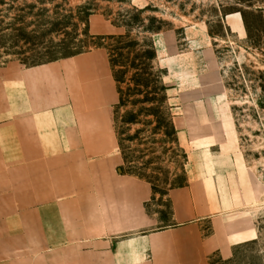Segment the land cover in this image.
Masks as SVG:
<instances>
[{"label": "rangeland", "instance_id": "1", "mask_svg": "<svg viewBox=\"0 0 264 264\" xmlns=\"http://www.w3.org/2000/svg\"><path fill=\"white\" fill-rule=\"evenodd\" d=\"M91 20L120 33L94 36ZM95 49L123 81V166L153 184L158 227L172 224L171 189L225 178L259 237L211 264H264V0H0V71Z\"/></svg>", "mask_w": 264, "mask_h": 264}, {"label": "crops", "instance_id": "2", "mask_svg": "<svg viewBox=\"0 0 264 264\" xmlns=\"http://www.w3.org/2000/svg\"><path fill=\"white\" fill-rule=\"evenodd\" d=\"M119 101L104 49L0 71V264H211L258 239L247 194L218 176L171 189L158 227L151 183L120 170Z\"/></svg>", "mask_w": 264, "mask_h": 264}, {"label": "trees", "instance_id": "3", "mask_svg": "<svg viewBox=\"0 0 264 264\" xmlns=\"http://www.w3.org/2000/svg\"><path fill=\"white\" fill-rule=\"evenodd\" d=\"M115 78H116V82L118 83V84H122L123 83V81H122V79L121 78H119V77H117V76H115ZM138 85L139 86H141V83H138ZM119 92H120V95H121V99H120V103L118 104V107L119 108H122V107H124L125 106V103H124V98L122 97L123 96V92H122V89L121 88H119ZM137 119L136 118H134V116H130V117H128V118H126V119H123V121H121L124 125H127V126H133V125H135L136 123H137V121H136ZM115 123H116V131H117V135H118V140H119V145H120V148H121V151H122V155H123V158H124V162H125V164H130L131 163V161L129 160V158L126 156V154L124 153V148H123V141H122V139H121V133H120V131H119V128H118V120H117V118H115ZM121 171H122V173H124V174H129V175H134V176H137V177H139V178H141V179H145V180H147L146 179V177L145 176H143V175H141V174H139V173H137L136 171H128V170H126L125 169V166H123L122 167V169H121ZM149 183H151L149 180H147ZM152 184V183H151ZM188 185V182H187V184H181V185H179L177 188H182V187H185V186H187ZM152 187H153V191L155 192V188H154V186H153V184H152Z\"/></svg>", "mask_w": 264, "mask_h": 264}]
</instances>
